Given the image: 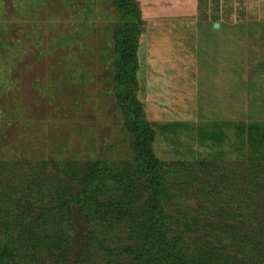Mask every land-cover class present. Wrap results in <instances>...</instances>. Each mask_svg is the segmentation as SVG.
Returning a JSON list of instances; mask_svg holds the SVG:
<instances>
[{
	"label": "rangeland",
	"instance_id": "1",
	"mask_svg": "<svg viewBox=\"0 0 264 264\" xmlns=\"http://www.w3.org/2000/svg\"><path fill=\"white\" fill-rule=\"evenodd\" d=\"M130 3L140 20L129 29L136 37L124 75L155 123L170 227L194 242L215 240L208 222L229 223L264 240V159L249 160L250 134L234 126L264 130V23L205 25L191 0H0V191L11 197L33 173L52 179L66 163H102L109 197L148 196L117 79ZM171 121L181 122L177 135L159 127ZM217 121L232 123L222 147L199 134ZM75 224L82 243L87 225ZM117 224L107 233L125 238Z\"/></svg>",
	"mask_w": 264,
	"mask_h": 264
},
{
	"label": "trees",
	"instance_id": "2",
	"mask_svg": "<svg viewBox=\"0 0 264 264\" xmlns=\"http://www.w3.org/2000/svg\"><path fill=\"white\" fill-rule=\"evenodd\" d=\"M125 7L128 29L121 33L124 42L116 62L121 73L117 79L120 96L128 103L129 127L136 139L135 160L147 176L144 188L148 196L141 200L138 192L129 190L125 197H109L100 176L102 163L84 169L66 163L52 179L33 173L23 191H15L11 197L0 191V264H264V240L242 237L241 234L248 232L241 226L208 222L211 232L218 231L215 240L199 238L194 242L186 240L183 230L170 227L173 218L163 207L165 180L160 175V160L151 149L155 123L145 119L133 93L134 81L124 75L133 57L132 41L136 37L129 29L140 18L135 5L125 4ZM180 124V121H171L159 127L162 133L177 135L175 128ZM231 124L230 121L214 122L213 131L201 130L200 138L211 139L222 147ZM234 126L240 134L246 131L250 134L255 147L249 160L264 159V130L255 136L259 129L253 124ZM239 152L243 153V148ZM225 157L222 150L213 158ZM76 218L87 225L82 243L73 233ZM119 221L129 230L125 238L108 234L115 228L121 229ZM185 229L188 231L190 227ZM169 231L174 233L171 238L166 235Z\"/></svg>",
	"mask_w": 264,
	"mask_h": 264
},
{
	"label": "crops",
	"instance_id": "3",
	"mask_svg": "<svg viewBox=\"0 0 264 264\" xmlns=\"http://www.w3.org/2000/svg\"><path fill=\"white\" fill-rule=\"evenodd\" d=\"M194 18L222 27L264 23V0H191Z\"/></svg>",
	"mask_w": 264,
	"mask_h": 264
}]
</instances>
